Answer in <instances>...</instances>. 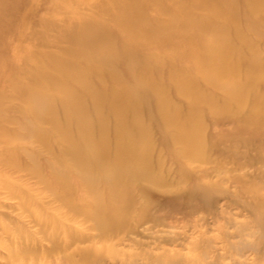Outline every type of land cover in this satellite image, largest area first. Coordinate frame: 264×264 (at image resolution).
<instances>
[{
	"label": "rangeland",
	"instance_id": "rangeland-1",
	"mask_svg": "<svg viewBox=\"0 0 264 264\" xmlns=\"http://www.w3.org/2000/svg\"><path fill=\"white\" fill-rule=\"evenodd\" d=\"M234 1L236 2V0L211 2H206V0H0V94L17 97L12 102L0 98V137H5V131L21 132L22 124L34 127L39 125L40 129L51 134L53 149L65 154L64 150L69 143L63 140L50 125L35 123L36 120H33L28 110L29 105L18 100V97L22 90H31L30 81L34 76L55 75L63 79L54 68L53 62L56 58L63 61L72 60L82 66L91 65L84 63L75 53L84 52L83 54L89 56H110L109 61L114 63L118 75L129 88L140 86L142 81L151 82L156 79L152 71L140 70V67L135 65L136 63L157 65L168 56H175L178 59L174 58L169 64L176 80L180 78L184 80L181 73L184 69L183 66H186L188 69H184L186 73L191 77L203 80L201 88L204 94L212 96L215 100L216 97L221 96L223 88L231 84V81L234 82L235 79H239L240 84L252 77L264 80V67H245L244 62L240 60L245 57L250 58L251 54H249L248 44L245 41L242 42L240 35L236 32L238 25L243 33L242 37H248L251 41L261 44L259 49L262 50L259 51L258 56L264 60V25L256 27L258 23L248 24V21L264 19V10L263 8H248L246 3L243 5L242 0L240 3ZM138 9L143 12L140 19L137 17V15L139 16ZM231 14H235V17H232ZM203 21L208 23V26L202 28L201 22ZM85 22H90L100 30H104L112 38V54H107L104 41L101 40L99 44H86L89 40L88 34H73L75 30L79 31ZM217 41H228L224 62L210 59L212 46H216ZM117 50L120 53H117ZM115 55L122 57L120 59L111 58ZM221 64L224 65L221 66ZM130 67L132 73L128 72ZM199 69L202 74L199 73ZM90 79L94 82L97 81L93 76ZM164 83L172 88L170 102L172 106L175 107L174 104H179V107L190 110L192 116H200L199 123L190 124L191 127H194V132L191 131V135L194 136L196 144L202 145L207 137L205 142L208 147L207 152L213 163L193 158V152H189V149L187 150L178 142L177 144L170 142L167 145L166 140L160 137L156 144L146 146L136 142V139L133 138V148L142 146V148H150L152 151L155 149L150 153L152 155L149 158L153 166L156 164L152 170H148L150 178L160 180V173L165 169L170 170L178 180L172 184L136 181L135 184L141 187L144 193L138 192L133 202L129 204L123 198L108 202L100 211L96 210L97 206L91 202L90 196L95 195L102 198L104 195V198L108 199L109 193L104 183L99 180L94 193L85 191L82 188L83 182L92 184L93 181L85 180L79 166L73 165L66 158L59 167L66 173L67 171L70 173L72 184L77 187L75 199L79 200L81 196H85L88 207L95 209L94 212L102 219L106 218L109 226H115L118 230L116 233L120 237H130L131 229L140 219L147 216L145 221L139 223L138 231H142L144 234L160 231L162 236L175 237L177 241L170 246L156 242L153 246H161V249H145L144 251L149 250L156 255L165 249L177 251L180 254H191L193 252L190 248L184 249L185 246H181L182 243L187 246L189 241L198 239L196 243L201 244L203 241L201 238L214 237L221 228L228 232L235 231L228 221L231 216H236V214H241L238 221H246L245 210L233 202L264 198V126L251 132L244 129L246 125L234 122V120H226L225 124H220L221 115H217L218 104H202V98L196 100L194 94L190 96L183 93L184 84L173 85L161 77L159 84ZM43 84L44 89L50 90V86L46 82ZM67 84L71 89L78 88L77 83L67 82ZM105 84L108 87L115 85L116 88L121 89L118 84H112L108 80L105 81ZM78 92L84 94L82 90ZM260 94L264 96V89ZM251 103L252 98L245 97L240 103V110L249 114L259 111L264 113V105L258 104L253 107ZM55 106L59 107V103H55ZM165 106L169 108L167 104ZM71 119L69 118V120ZM5 120H14L15 123ZM140 122L147 125L149 130L155 125L152 124L151 119L148 122L142 119ZM155 126L158 127V125ZM73 130L77 129L73 128ZM172 132L174 131L172 130ZM184 134L186 133L182 134L181 131H177L175 135L182 136ZM122 139H125L122 134L115 138L116 142H120ZM101 142L99 138H95L90 146L102 145ZM18 144L24 150L37 151L45 159L58 163L52 160L48 151L42 150L35 139L27 138L26 141L13 145ZM110 145L106 150H103L109 155L114 153L115 149L121 151L123 148V146H113L111 143ZM161 148H163L162 153H159L158 150ZM172 155L179 156L176 159H171ZM90 156L93 155L90 154ZM113 159L112 157L111 161L105 162L109 164L115 161ZM87 160L93 163L95 175L99 179L100 168L103 166L93 158L89 157ZM161 161L163 164L160 163ZM165 163H168L170 169L165 167ZM140 164L134 160V164L130 166L137 168L142 166ZM239 178L241 180L237 182ZM122 181L119 179V182ZM127 182L125 180L124 184ZM41 186L43 187V185ZM197 186L208 189L209 197L217 204L211 205L209 202L189 201L184 198L178 207H162L173 193H193ZM41 194L42 203L46 208L43 209L40 217L45 220L55 217L60 223L59 220L64 222L65 215H69L70 229L76 237L72 242L73 249H99L108 246L119 254L121 252L141 253V257H143L144 251L133 249L125 243V245L113 246L111 241L99 239V232L96 231L97 222L88 217L87 210L86 212H71L60 207L58 203L47 206L45 203L50 199L48 197L50 192L41 191ZM18 200L20 199L15 201ZM150 214L152 217L159 218L161 224L165 226L157 224L152 230V224H148ZM13 215L11 213V216ZM216 218L220 221V225H215ZM227 218L228 221H226ZM24 220V235L29 236L33 233L31 236L38 242L35 247L39 251V262L44 263L48 260L47 251L51 248L47 238L55 231L66 227L62 223L60 225L50 224L47 226L46 232L36 234L34 229L27 225L26 219ZM62 236L63 234L61 238ZM2 244L5 246L0 239V263L5 261L2 254L6 249ZM33 257L35 260L33 254L23 262L32 264ZM113 257L105 256L104 263H116L117 258L115 256L113 259ZM172 260L174 261V259Z\"/></svg>",
	"mask_w": 264,
	"mask_h": 264
},
{
	"label": "bare ground",
	"instance_id": "bare-ground-1",
	"mask_svg": "<svg viewBox=\"0 0 264 264\" xmlns=\"http://www.w3.org/2000/svg\"><path fill=\"white\" fill-rule=\"evenodd\" d=\"M242 1L243 5L246 3L248 8H263L264 10V0ZM240 2L241 0H236L235 3ZM137 13L139 14L137 17L142 18V10L138 9ZM231 16L235 17V14H231ZM85 23L79 28V31L75 30L73 34H88L89 40L86 44H99L101 40L104 41L107 54H112V38L92 23ZM248 24H257L256 27H260L264 25V19L248 21ZM201 26L204 28V26H208V23L203 21ZM236 32L240 35L242 42L245 41L248 44L249 54L252 55L250 58L240 59L244 62L245 67H264V60L258 56L259 51L262 50L259 49L261 44L251 41L248 37H246L247 39L242 37L243 33L238 25ZM227 44L228 41H217L216 46H212L210 59H218L220 62H224ZM83 53L75 54L79 55V59L84 63L91 65L82 66L72 60L63 61L56 58L53 62L54 68L63 79L55 75L34 76L30 81L31 90H22L18 97V100L24 101L27 106L29 105L28 110L33 120H36L35 123L50 125L63 140L69 143L64 150L65 154L53 149L51 134L40 129L39 125L34 127L33 125L22 124L20 126L21 132L5 131L6 138L0 137V239L5 244V246L2 244L3 248L6 249L2 254L5 261L0 264H25L23 261L33 254L35 260L33 257L32 264H105V256H116L117 260L115 259L116 263L114 264H264V198L233 202L245 210L246 221H238L241 214H236V216H231L229 221L228 218L226 220L231 227L235 228V231L228 232L221 228L214 237L201 238L203 240L201 244L196 243L198 239L189 241L187 246L184 245L185 243L181 244V246H185L184 249L188 247L193 253L180 254L177 251L162 249L160 253L155 255L149 250H144L161 249V246L154 247L156 242H161L160 244L167 246L173 245L177 238H166L161 235L160 231H153L148 234L138 231L139 223L145 221L147 216L140 219L136 226L131 229L130 237H120L116 233L118 230L115 226H109L106 218L102 219L94 212L95 209L88 207L85 196H81L79 200L75 199L77 187L72 184L70 173L67 171V174L59 167L66 158L73 165L79 166L85 180L93 181L92 184L83 182L82 188L85 191L94 193L97 190V182L101 180L104 183L109 193L108 199L104 198V195L102 198L95 195L90 196L91 202L97 206L96 210L98 211L104 208L108 202L122 200V198L127 204L132 203L138 192L144 193L143 189L135 184L136 181L172 184L178 180L170 170L165 169L160 173V180L150 178L148 170H152L156 164L153 166L149 158L152 155L150 153L155 149L152 151L150 148H142L141 145L156 144L162 137L166 140L167 145L170 142L175 144L178 142L187 150L189 149V152H193V158L202 162L213 163L207 152L208 147L205 143L207 137L202 145L196 144L194 136L191 135V131L194 132V127H191L190 124L199 123L201 121L200 116H192L190 110L179 107V104H174L175 107L172 106L170 104L172 88L167 83L159 84L161 77L173 85L184 84L183 93L190 96L194 94L196 100L202 98V104H218L217 115H221L220 124H225L226 120H234V122L246 125L244 129L251 132L264 126V113L259 111L249 114L240 110L239 107L245 97L252 98L253 107L258 104L264 105V96L260 94L264 89V80L252 77L240 84L241 81L235 79L234 82L231 81V84L223 88V93L215 100L212 96L204 94L201 88L203 80L198 77H191L186 73L188 70L186 66H183L186 70L183 69L181 73L184 80L182 78L176 80L169 66L176 57L168 56L167 59L157 65L136 63L135 65H138L140 70L152 71L156 79L151 80V82L142 81L140 86L129 88L127 83L118 75L114 63L109 61L110 56H89ZM117 53L120 51L117 50ZM121 57L115 55L111 58L120 59ZM223 65L221 64V66ZM128 72L132 73L131 67L128 68ZM199 73L202 74L200 69ZM91 76L95 77L97 81H92ZM106 80L112 84H118L121 89L116 88L115 85L108 87L105 84ZM44 82L50 86V90L44 89ZM67 82L77 83L78 88L71 89ZM79 90H82L84 94L79 93ZM0 98L12 102L17 97L0 94ZM85 98L86 100H84ZM55 103H59V107H56ZM166 104L169 108L165 106ZM69 118L72 119L69 120ZM142 119L147 122L151 119L152 124L158 125V127L154 125L149 130L147 125L140 122ZM5 121L15 123L14 120ZM73 128L77 130H73ZM177 131L186 134L176 136ZM121 134L125 139L116 142L115 138ZM27 138L35 139L42 150L48 151L52 160L58 163L45 159L37 151L24 150L20 144L13 145L17 142L26 141ZM95 138H99L102 145L91 147L90 144ZM133 138L141 144V148L132 147ZM110 143L117 147L123 146V148L121 151L115 149L111 156L103 151L107 149V146H111ZM162 150L163 148L158 150L159 153H162ZM178 156L172 155L171 159H176ZM89 157L99 161L103 166L100 168L101 176L99 179L95 175L93 163L87 160ZM112 157L115 160L114 163L107 164L105 161H111ZM134 160L141 163L142 166L132 168L130 165L134 164ZM160 163L163 164L162 161ZM165 167L170 169L168 163H165ZM119 179L123 181L119 182ZM125 180L128 182L124 184ZM240 180L239 178L237 182ZM41 191L50 192V196H48L50 199L45 203L47 206L58 203L60 207L71 212H86L87 210L88 217L97 222L96 231L99 232V239L109 240L113 246L126 244L133 249L142 250L145 252L143 257H141V253L121 252L119 254L108 246L99 249H73L72 242L76 237L70 229L71 219L69 215H65L64 222L59 221L66 228L55 231L47 238L51 244V248L47 251L48 260L44 263L39 262V251L35 247L38 242L31 236L33 233L29 236L24 235V219L36 234L46 232V228L50 224L57 223L60 225L55 217L46 220L40 217L43 209L46 208L42 203ZM184 198L189 201L196 200L209 202L211 205L217 204L209 197L208 189L197 186L193 193H173L172 197L162 207H178ZM16 199L20 200L16 202ZM11 213L14 215L11 216ZM149 216L151 217L148 224H152L151 229L153 230L157 224H161V221L159 218L152 217L151 214ZM219 222L216 218L215 225H220ZM62 234L64 237L61 238ZM169 258L174 259V261Z\"/></svg>",
	"mask_w": 264,
	"mask_h": 264
}]
</instances>
